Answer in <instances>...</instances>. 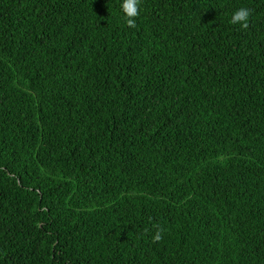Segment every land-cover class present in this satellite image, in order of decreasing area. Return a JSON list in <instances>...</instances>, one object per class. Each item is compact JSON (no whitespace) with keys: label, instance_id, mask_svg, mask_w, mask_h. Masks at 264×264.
<instances>
[{"label":"trees","instance_id":"trees-1","mask_svg":"<svg viewBox=\"0 0 264 264\" xmlns=\"http://www.w3.org/2000/svg\"><path fill=\"white\" fill-rule=\"evenodd\" d=\"M121 3L0 0V264H264V0Z\"/></svg>","mask_w":264,"mask_h":264},{"label":"clouds","instance_id":"clouds-1","mask_svg":"<svg viewBox=\"0 0 264 264\" xmlns=\"http://www.w3.org/2000/svg\"><path fill=\"white\" fill-rule=\"evenodd\" d=\"M120 7L126 23L129 26L134 27L136 24L135 18L139 15L140 0H122ZM250 14V9L241 7L232 13L230 23L246 28L248 26ZM153 238L159 240L161 238L160 232H157Z\"/></svg>","mask_w":264,"mask_h":264}]
</instances>
